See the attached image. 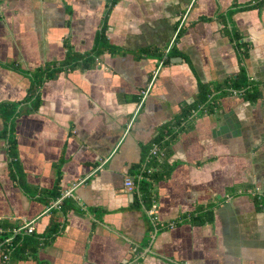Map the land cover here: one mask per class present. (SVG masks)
Masks as SVG:
<instances>
[{"label": "crops", "instance_id": "1", "mask_svg": "<svg viewBox=\"0 0 264 264\" xmlns=\"http://www.w3.org/2000/svg\"><path fill=\"white\" fill-rule=\"evenodd\" d=\"M107 3L0 0V103L23 100L30 84L6 64L30 71L61 61L67 43L90 51ZM254 3L118 0L107 36L123 51L46 80L39 110L17 119L22 179L11 173L0 114V220L14 232L33 224L42 234L50 211L41 191L58 177L61 193L80 183L68 197L75 208L62 231L18 264H264V4L249 7ZM231 29L248 48L243 61ZM170 45L174 56L162 65L157 55L135 54L142 48L165 54ZM242 66L260 96L233 92L212 111L194 112L190 127L170 143L175 169L154 184L148 231L135 182L145 167L144 146L195 102L200 82H222ZM207 204L215 205L213 221L193 224L189 214Z\"/></svg>", "mask_w": 264, "mask_h": 264}, {"label": "trees", "instance_id": "2", "mask_svg": "<svg viewBox=\"0 0 264 264\" xmlns=\"http://www.w3.org/2000/svg\"><path fill=\"white\" fill-rule=\"evenodd\" d=\"M117 2L118 0H108L103 24L97 33L94 46L90 51L81 53L67 43V56L61 61L47 63L30 71L22 69L15 62L6 64L7 67L27 76L30 81L27 96L23 100L0 103V114L4 121L2 136L9 141L10 168L13 177L23 178V170L17 157V143L14 133L16 121L24 115L32 114L39 110L42 104L41 88L45 81L64 70L94 68L98 65L99 57L105 52L117 53L123 51L122 48L112 44L107 36L108 17ZM263 4L264 0H256V3L249 7H259ZM229 34L232 39L237 41L241 61H243L248 56L246 43L240 42L239 36L234 29H231ZM135 54L137 56L147 54L157 55L164 60V63L174 56V52H169L168 55H165L151 48L136 50ZM258 85L259 83L250 80L245 66H242L241 71L237 75L222 82H200L195 102L184 105L181 112L172 120L161 125L158 133L144 146L143 162L145 163V167L144 169H140L141 178H138L135 182L137 184L136 194L139 197L137 199L138 203L146 209L144 216L148 231L152 230L150 225L152 216L148 213L157 199L154 193V184L170 177L176 167L175 163L169 161L172 155L170 143L180 132L190 127L194 112L199 110L212 111L221 97L233 92L242 93L247 99L255 100L260 96L261 92L252 89ZM155 145L158 147L157 152H153ZM59 184L60 177L57 178L56 184L52 189L41 191L40 200L48 206L56 201L61 196ZM74 208L73 201L69 198H64L59 207L50 210V221L46 231L42 234H36V232L32 234L14 232L15 225L8 221L0 220V264H18L20 260L34 257L36 251L41 246L51 242L62 231L66 214ZM214 208V204L198 206L193 213L189 214V220L197 225L212 222ZM7 239L10 240L6 241ZM5 254L8 255L7 261L4 260Z\"/></svg>", "mask_w": 264, "mask_h": 264}, {"label": "built area", "instance_id": "3", "mask_svg": "<svg viewBox=\"0 0 264 264\" xmlns=\"http://www.w3.org/2000/svg\"><path fill=\"white\" fill-rule=\"evenodd\" d=\"M183 26V21L181 22L179 28L177 31L180 30V28ZM172 49V45H170L167 49H166V52H165V55H168V53L171 51ZM164 63V60H162L161 62V65ZM147 96V91L143 92V95L141 96V101H140V104H139V107H141V105L144 103L145 101V98ZM158 150V147L155 145V147L153 148V152H157ZM80 185V183H77V184H73L72 186H70V188L66 189L63 193H61V196L56 200L54 201L49 207H48V211H50L52 208H55V207H59L60 204L62 203L63 199L64 198H68L72 195V192L75 190V188ZM125 186L126 188L129 190V191H133L135 189V182L134 180L131 178V177H127L126 180H125ZM149 214L151 216H154L155 217V214H156V205L153 204L152 208L149 210ZM17 231L19 232H22V231H25L26 233H29V234H32L35 232V227L33 224H27L23 227H20L17 229ZM10 239H7L6 241H9ZM1 246V244H0ZM4 260H8V255L5 254L4 255ZM6 264H9V263H6Z\"/></svg>", "mask_w": 264, "mask_h": 264}]
</instances>
